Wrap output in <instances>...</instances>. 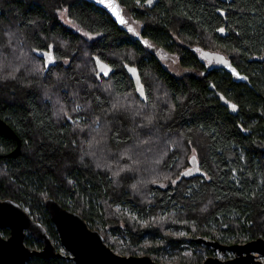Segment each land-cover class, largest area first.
<instances>
[{"label":"trees","instance_id":"obj_1","mask_svg":"<svg viewBox=\"0 0 264 264\" xmlns=\"http://www.w3.org/2000/svg\"><path fill=\"white\" fill-rule=\"evenodd\" d=\"M119 1L139 32L85 0H0V118L21 141L11 157L17 141L0 133V199L22 205L56 242L44 205L54 198L107 244L109 231L123 237L126 256L179 247L181 237L162 249L143 245L174 219L205 250L183 264L215 254L197 237L264 238V1ZM61 11L94 38L63 24ZM197 48L244 79L208 65ZM161 51L187 73L174 75ZM127 67L137 69L147 101ZM160 215L170 220L151 222ZM26 245L35 247L29 237Z\"/></svg>","mask_w":264,"mask_h":264},{"label":"water","instance_id":"obj_2","mask_svg":"<svg viewBox=\"0 0 264 264\" xmlns=\"http://www.w3.org/2000/svg\"><path fill=\"white\" fill-rule=\"evenodd\" d=\"M85 1L104 10L117 24L127 23L119 0ZM109 3L117 9L124 23H121L112 8L108 7ZM97 63L99 73L105 71L101 69V65L105 67V64L99 60H97ZM221 67L225 72L237 77L239 80L244 79L233 63L224 61ZM131 69H135V74ZM127 72L139 96L147 101L146 92L137 69L127 67ZM106 73L108 72L106 71ZM141 87L143 89L142 93L140 91ZM0 133L17 141L16 148L9 156H18L21 153V141L11 126L2 118H0ZM44 205L56 227L61 245L70 254L75 264H159L149 256H124L114 252L106 244L105 238L99 231L92 230L81 215L64 208L54 198H48ZM3 230L9 231L8 237L2 235L1 231ZM27 237L36 242H41L43 248L38 250L28 247L26 245ZM192 240L195 243L212 248L215 253H232L234 255L233 258L228 260L210 256L202 264H264V261L259 259V256H261L264 260V238L251 240L244 244L230 245L206 237H197ZM32 257L49 260L51 258H62L64 255L52 243L46 227L41 222L35 221L22 205L11 199H0V264H27Z\"/></svg>","mask_w":264,"mask_h":264},{"label":"rangeland","instance_id":"obj_3","mask_svg":"<svg viewBox=\"0 0 264 264\" xmlns=\"http://www.w3.org/2000/svg\"><path fill=\"white\" fill-rule=\"evenodd\" d=\"M59 17L61 19V21L63 22V24H65L66 26L72 28L74 31L79 32L81 35H83V37L87 40H91L94 37L91 36L90 34H88L87 32H85L83 29H81L74 21H72L70 18L67 17V14L65 13V11H61L59 13ZM127 18V27L129 29L135 30V31H140L141 30V24H139L138 22H136L129 14L126 16ZM176 39V38H175ZM177 42H179L178 39H176ZM207 48V47H205ZM204 48V49H205ZM196 52L199 54L200 57H202V59L208 63V65H213V66H218L221 67L224 64V59L220 56H215V55H207L205 53V51L201 50V49H196ZM160 56L162 59V63L163 65L169 69L174 75L176 76H181L187 73V71L185 69H183L180 64H179V58L176 55L173 54H168L166 52L161 51L160 52ZM194 154V152H193ZM193 156V155H192ZM184 160H181V164L183 166ZM28 213L29 211L26 210ZM114 211L116 214L123 216V212L121 211V209H118L117 207H114ZM30 214V213H29ZM129 214V213H128ZM132 214V215H131ZM129 215H131L133 217L134 220H139V223L145 224L144 221L140 220L141 218L137 216L136 213H131ZM156 223H165L168 222L169 217H167L166 215H160V217L158 219H151V222L154 221ZM154 222V223H155ZM177 223L178 225H182V221L178 220L176 221L175 219L172 221V224L166 226L165 228H163V233L162 236H158L156 237V240L154 241L155 243H153L149 237L145 238V243L143 245L145 246H155V249H162L165 245L166 238L167 237H172L173 240H177L178 238H183L185 239L184 242H181L179 244V247H175V248H170V245L167 246L166 250L161 251L160 253L157 254H145L142 250H138L136 255L137 256H149L151 257L154 261L158 262L159 264H183L181 262V258L184 257V259H190L195 255H204L205 254V250L203 248H199L196 245H192L190 244V239L193 236V233L188 232L186 229L184 228H180V227H176V226H172L174 223ZM243 240H245V238L240 239V242H242ZM52 242L56 245H58L59 250L65 255V256H70V254L63 248V246L60 244V241H53ZM35 247H30L32 249H39L37 247V242H35ZM107 244V243H106ZM114 252L120 254V255H124V249L127 246V242L126 240H124L123 237L114 234L113 232L109 231V244H107ZM228 255L222 254L220 252H216L213 256L214 257H218L221 260H228L234 257V255L232 253H227ZM126 256V255H124ZM128 256V255H127ZM259 259L264 261L263 258L261 256H259Z\"/></svg>","mask_w":264,"mask_h":264},{"label":"snow or ice","instance_id":"obj_4","mask_svg":"<svg viewBox=\"0 0 264 264\" xmlns=\"http://www.w3.org/2000/svg\"><path fill=\"white\" fill-rule=\"evenodd\" d=\"M149 2H151V0H149ZM108 7L112 8V11L117 15V18L120 19V22H121V23H124L123 19H121L120 16H119V12L117 11V9H116L111 3L108 4ZM129 30L131 31V29H129ZM221 31H222V30H221ZM48 58L51 59L50 54H49ZM101 69H102V70H105V72H106V69H105V67H104L103 65H101ZM131 71L133 72V74H135V69H131ZM140 91H141V93L143 92L142 87H141ZM232 107H233V109L235 108L234 105H233ZM192 161H193V163H195V161H196V157H195V155H193V157H192ZM187 174H188V173H185V175H187Z\"/></svg>","mask_w":264,"mask_h":264},{"label":"flooded vegetation","instance_id":"obj_5","mask_svg":"<svg viewBox=\"0 0 264 264\" xmlns=\"http://www.w3.org/2000/svg\"><path fill=\"white\" fill-rule=\"evenodd\" d=\"M159 0H151V2L152 3H154V2H158ZM50 235V234H49ZM30 238V237H29ZM50 238H51V236H50ZM33 240V239H32ZM51 240H52V238H51ZM34 241V240H33ZM59 241H60V239H59ZM36 242V241H35ZM53 243V242H52ZM37 244H40L41 245V247H38L39 249L38 250H41L42 248H43V245H42V243L41 242H37ZM54 244V243H53ZM60 244H61V242H60ZM54 246L57 248V250L58 251H60L59 250V248H58V245L56 244H54ZM64 248V247H63ZM61 252V251H60ZM63 254V253H62ZM64 255V254H63ZM62 258H70V259H72V257H70V256H65L64 255V257H62ZM73 260V259H72ZM75 263V262H74Z\"/></svg>","mask_w":264,"mask_h":264},{"label":"built area","instance_id":"obj_6","mask_svg":"<svg viewBox=\"0 0 264 264\" xmlns=\"http://www.w3.org/2000/svg\"><path fill=\"white\" fill-rule=\"evenodd\" d=\"M244 243H246L245 240H243V242L241 244H244Z\"/></svg>","mask_w":264,"mask_h":264}]
</instances>
